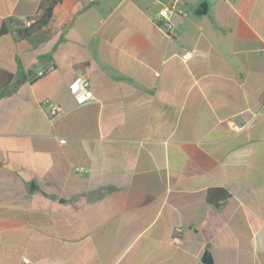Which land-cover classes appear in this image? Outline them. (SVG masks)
<instances>
[{
    "label": "crops",
    "instance_id": "obj_1",
    "mask_svg": "<svg viewBox=\"0 0 264 264\" xmlns=\"http://www.w3.org/2000/svg\"><path fill=\"white\" fill-rule=\"evenodd\" d=\"M40 3L0 0V264H264V0H60L21 38Z\"/></svg>",
    "mask_w": 264,
    "mask_h": 264
},
{
    "label": "trees",
    "instance_id": "obj_2",
    "mask_svg": "<svg viewBox=\"0 0 264 264\" xmlns=\"http://www.w3.org/2000/svg\"><path fill=\"white\" fill-rule=\"evenodd\" d=\"M60 0H41L39 12L33 21L25 27L19 28L17 30L18 35L21 38H28L34 32L40 30L46 26L52 19L56 6L59 4ZM10 29L8 22H4L0 28V35L7 33ZM14 78V73L11 71L0 67V95L5 93L7 87ZM24 80V79H23ZM230 197V192L223 187H215L209 190L208 199L210 201L214 200H224Z\"/></svg>",
    "mask_w": 264,
    "mask_h": 264
},
{
    "label": "built area",
    "instance_id": "obj_3",
    "mask_svg": "<svg viewBox=\"0 0 264 264\" xmlns=\"http://www.w3.org/2000/svg\"><path fill=\"white\" fill-rule=\"evenodd\" d=\"M170 12L171 9L169 7H163L155 13L154 15V21L161 26L165 27L167 30H171L173 27V24L170 19ZM193 53V49L184 47L182 57L185 60H188ZM53 69V66L48 67L47 69L40 70L38 72V76L44 75L46 72L50 71ZM71 93L75 100L78 103H86L89 100L94 99V93L92 90V82L91 80L85 76V75H79L77 79L72 83L71 85ZM62 111V106L57 104V103H51L50 104V110H49V115L50 116H55L59 112ZM64 141V139L62 140ZM80 169V168H79ZM181 228H177L176 234L173 237V240L175 242H180L181 241Z\"/></svg>",
    "mask_w": 264,
    "mask_h": 264
},
{
    "label": "water",
    "instance_id": "obj_4",
    "mask_svg": "<svg viewBox=\"0 0 264 264\" xmlns=\"http://www.w3.org/2000/svg\"><path fill=\"white\" fill-rule=\"evenodd\" d=\"M207 3L204 2L202 4H200L196 9H195V13L197 14H204L206 13V10H207ZM203 261L205 263H211L212 262V258H211V255L208 253V252H205L204 256H203Z\"/></svg>",
    "mask_w": 264,
    "mask_h": 264
}]
</instances>
